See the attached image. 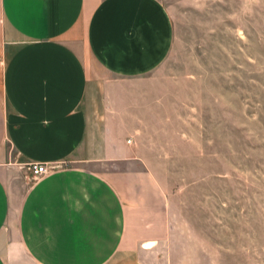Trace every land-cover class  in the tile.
I'll return each mask as SVG.
<instances>
[{
  "label": "crops",
  "instance_id": "obj_1",
  "mask_svg": "<svg viewBox=\"0 0 264 264\" xmlns=\"http://www.w3.org/2000/svg\"><path fill=\"white\" fill-rule=\"evenodd\" d=\"M173 39L163 0H0V264L161 251L170 192L140 135L166 120L137 82Z\"/></svg>",
  "mask_w": 264,
  "mask_h": 264
},
{
  "label": "rangeland",
  "instance_id": "obj_2",
  "mask_svg": "<svg viewBox=\"0 0 264 264\" xmlns=\"http://www.w3.org/2000/svg\"><path fill=\"white\" fill-rule=\"evenodd\" d=\"M169 55L137 82L172 232L145 264H264V0H163ZM145 113V112H143ZM145 117V116H144Z\"/></svg>",
  "mask_w": 264,
  "mask_h": 264
},
{
  "label": "built area",
  "instance_id": "obj_3",
  "mask_svg": "<svg viewBox=\"0 0 264 264\" xmlns=\"http://www.w3.org/2000/svg\"><path fill=\"white\" fill-rule=\"evenodd\" d=\"M29 168H30V172L33 175V177L44 176L49 172L45 164L34 163L30 165Z\"/></svg>",
  "mask_w": 264,
  "mask_h": 264
}]
</instances>
